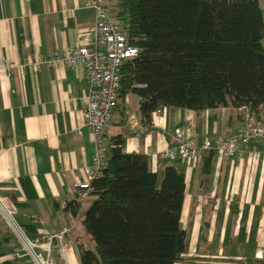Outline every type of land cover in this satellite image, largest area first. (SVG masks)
<instances>
[{
	"label": "crops",
	"instance_id": "crops-1",
	"mask_svg": "<svg viewBox=\"0 0 264 264\" xmlns=\"http://www.w3.org/2000/svg\"><path fill=\"white\" fill-rule=\"evenodd\" d=\"M89 2L0 0V196L11 202L31 239L70 224V235L62 239L68 264H80L81 248L93 249L82 220L94 197L89 195L75 216L65 209L94 154L83 111L88 84L82 67L60 60L34 65L33 59L85 44L83 33L95 19ZM112 3L116 13V0L105 2L109 13ZM140 101L133 93L118 100L104 130L106 159L108 143L118 135L123 152L146 154L158 182L167 166L183 173L180 225L187 236L179 264H264V143L240 157L215 150L203 151L196 162L163 155L174 145L177 129L195 145L227 137L249 118L264 123V106L257 117L246 106L164 107L146 122ZM7 236L0 220V239ZM51 257L64 264L56 245ZM0 264L31 263L7 253Z\"/></svg>",
	"mask_w": 264,
	"mask_h": 264
},
{
	"label": "trees",
	"instance_id": "trees-1",
	"mask_svg": "<svg viewBox=\"0 0 264 264\" xmlns=\"http://www.w3.org/2000/svg\"><path fill=\"white\" fill-rule=\"evenodd\" d=\"M116 2L113 17L138 49L120 68L118 100L138 96L146 122L164 107L246 106L258 116L264 106L258 0ZM120 142L118 135L110 140V155L90 181L88 197L94 199L82 224L93 249H80V264H179L187 236L180 225L184 175L167 166L158 182L146 154L123 152ZM81 203L75 198L65 209L75 216ZM9 241L8 231L0 239V256L10 254Z\"/></svg>",
	"mask_w": 264,
	"mask_h": 264
},
{
	"label": "built area",
	"instance_id": "built-area-1",
	"mask_svg": "<svg viewBox=\"0 0 264 264\" xmlns=\"http://www.w3.org/2000/svg\"><path fill=\"white\" fill-rule=\"evenodd\" d=\"M105 2L106 0L89 2L95 9V19L83 33L85 44L51 58L36 56L33 59L34 65L43 62L53 65L60 60L66 65L79 66L84 70L88 92L84 97L83 111L85 126L92 136L94 154L91 165L86 169V177L76 184L75 198L79 202L87 199L90 181L98 176L106 160L104 130L118 103L120 68L138 52L135 45L129 44L122 25L110 15ZM260 6L264 8V3ZM162 109H157L154 113H160ZM174 139V145L164 151V156L190 158L196 162L203 151L215 150L224 157H240L247 150L254 151L264 143V123L254 122L249 118L231 135L205 139L196 145L186 140L179 129L175 130ZM15 215L11 202L0 196V217L11 236L12 258L20 259L25 256L31 264H55L51 252L56 245L64 264H68L62 239L70 235V224L62 226L55 233H44L31 239Z\"/></svg>",
	"mask_w": 264,
	"mask_h": 264
},
{
	"label": "rangeland",
	"instance_id": "rangeland-1",
	"mask_svg": "<svg viewBox=\"0 0 264 264\" xmlns=\"http://www.w3.org/2000/svg\"><path fill=\"white\" fill-rule=\"evenodd\" d=\"M116 10V5L114 3L111 4V8H110V14L113 15L115 13ZM1 222L4 224V226L6 227L3 219L0 217Z\"/></svg>",
	"mask_w": 264,
	"mask_h": 264
}]
</instances>
